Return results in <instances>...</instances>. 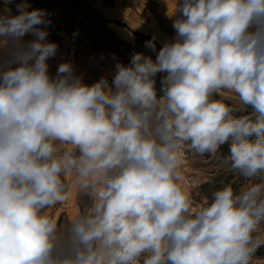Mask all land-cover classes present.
<instances>
[{
	"label": "clouds",
	"instance_id": "9594fccd",
	"mask_svg": "<svg viewBox=\"0 0 264 264\" xmlns=\"http://www.w3.org/2000/svg\"><path fill=\"white\" fill-rule=\"evenodd\" d=\"M12 2L0 9V264H264V0H175L155 60L134 53L91 85L70 60L50 74L47 10ZM145 46L156 52V36ZM225 144L224 164L252 183L195 202L185 151ZM74 195L88 205L60 225L47 210Z\"/></svg>",
	"mask_w": 264,
	"mask_h": 264
},
{
	"label": "rangeland",
	"instance_id": "374dc122",
	"mask_svg": "<svg viewBox=\"0 0 264 264\" xmlns=\"http://www.w3.org/2000/svg\"><path fill=\"white\" fill-rule=\"evenodd\" d=\"M20 2L13 0L9 5L13 14ZM27 3L33 9L47 10L51 20L47 39L56 42L82 64L90 63L98 69L95 74H84L96 81L107 76L111 82L115 63L129 64L134 53H143L155 60L162 44L175 35L172 24L176 17L169 16L175 8V0H27ZM154 35L156 52L145 46ZM163 75L158 73L156 77L158 95ZM225 102L239 106L235 97ZM228 150L225 144L217 154L201 156L185 151V185L195 202H202L206 197L210 200L212 193L224 186L237 190L252 183L224 164ZM70 201V205H57L47 210L58 218L60 225H66L77 211H84L88 205L84 196L74 195ZM73 202L79 204L72 205ZM256 256L264 257V246L258 249Z\"/></svg>",
	"mask_w": 264,
	"mask_h": 264
},
{
	"label": "crops",
	"instance_id": "0c3cea01",
	"mask_svg": "<svg viewBox=\"0 0 264 264\" xmlns=\"http://www.w3.org/2000/svg\"><path fill=\"white\" fill-rule=\"evenodd\" d=\"M3 6H4V2L2 0H0V9H2ZM32 38L33 37L31 35H28L24 39L29 40ZM68 60L73 62V66H74V70H75L76 74L83 76L84 83L91 85V84L96 82L95 79H90L89 77H85L84 74H95V72L98 71V69H96L95 67L90 65V63L87 65L82 64L81 61L77 60L74 57H71V55H69L66 52V50H64L61 47H59V51H58L57 55L48 61L50 74L54 76L59 63L65 62ZM99 75H101V74H99ZM86 76H88V75H86ZM70 204H71V201H69L66 205H70ZM78 204H79V202H73L72 203V205H78Z\"/></svg>",
	"mask_w": 264,
	"mask_h": 264
},
{
	"label": "trees",
	"instance_id": "16d2710c",
	"mask_svg": "<svg viewBox=\"0 0 264 264\" xmlns=\"http://www.w3.org/2000/svg\"><path fill=\"white\" fill-rule=\"evenodd\" d=\"M148 38V37H147Z\"/></svg>",
	"mask_w": 264,
	"mask_h": 264
}]
</instances>
